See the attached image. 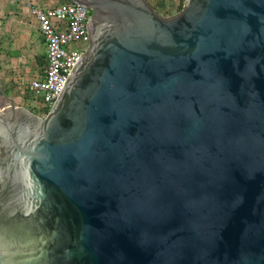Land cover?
<instances>
[{"label":"water","instance_id":"1","mask_svg":"<svg viewBox=\"0 0 264 264\" xmlns=\"http://www.w3.org/2000/svg\"><path fill=\"white\" fill-rule=\"evenodd\" d=\"M66 1L48 113L0 86V264H264V0Z\"/></svg>","mask_w":264,"mask_h":264},{"label":"built area","instance_id":"2","mask_svg":"<svg viewBox=\"0 0 264 264\" xmlns=\"http://www.w3.org/2000/svg\"><path fill=\"white\" fill-rule=\"evenodd\" d=\"M46 46L45 64L41 74L28 83V91L37 101L38 112L47 113L77 60L86 52L89 42L87 24L90 10L73 2L40 8L27 3Z\"/></svg>","mask_w":264,"mask_h":264},{"label":"rangeland","instance_id":"3","mask_svg":"<svg viewBox=\"0 0 264 264\" xmlns=\"http://www.w3.org/2000/svg\"><path fill=\"white\" fill-rule=\"evenodd\" d=\"M21 11L22 26L6 24L7 18L0 19V85L15 106L44 117L47 113L33 109L38 103L28 91V83L44 67L46 46L28 9L23 6Z\"/></svg>","mask_w":264,"mask_h":264},{"label":"crops","instance_id":"4","mask_svg":"<svg viewBox=\"0 0 264 264\" xmlns=\"http://www.w3.org/2000/svg\"><path fill=\"white\" fill-rule=\"evenodd\" d=\"M63 1L66 0H0V19L7 18L8 20H6V24L10 23V24L22 26L21 8L23 6L27 8L26 3H30L33 6H38L40 8H47V7H54L62 3ZM147 1L159 15L164 17H168L179 12L182 9L184 3V0H147ZM48 2L50 3V5H48L49 4ZM38 76H35L34 78Z\"/></svg>","mask_w":264,"mask_h":264},{"label":"bare ground","instance_id":"5","mask_svg":"<svg viewBox=\"0 0 264 264\" xmlns=\"http://www.w3.org/2000/svg\"><path fill=\"white\" fill-rule=\"evenodd\" d=\"M50 110V109H49ZM48 113V112H47Z\"/></svg>","mask_w":264,"mask_h":264},{"label":"flooded vegetation","instance_id":"6","mask_svg":"<svg viewBox=\"0 0 264 264\" xmlns=\"http://www.w3.org/2000/svg\"><path fill=\"white\" fill-rule=\"evenodd\" d=\"M91 15V14H90Z\"/></svg>","mask_w":264,"mask_h":264}]
</instances>
